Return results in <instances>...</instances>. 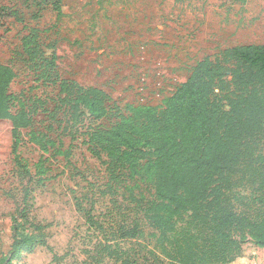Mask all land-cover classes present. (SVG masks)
<instances>
[{
  "label": "rangeland",
  "instance_id": "1",
  "mask_svg": "<svg viewBox=\"0 0 264 264\" xmlns=\"http://www.w3.org/2000/svg\"><path fill=\"white\" fill-rule=\"evenodd\" d=\"M61 5L65 16L58 20L51 8L0 0V64L17 74L10 92L27 110L38 108L18 147L32 174L45 180L32 191L30 219L48 226V246L22 252L12 264H87L103 234L119 237L121 228L136 221L148 235L153 232L143 219V206L154 198L148 176L129 173L114 183L106 158L91 154L84 135L67 157L71 137L64 132V110L55 113L59 85L40 81L23 52L21 41L31 28L42 31L45 46L53 45L47 56L56 54L62 79L104 90L127 117L148 107L162 109L201 60L238 45H264V0H61ZM12 143L11 122L0 120V258L11 249L12 217L28 183ZM244 253L238 262L264 264V248L252 240ZM55 256L63 258L54 261Z\"/></svg>",
  "mask_w": 264,
  "mask_h": 264
},
{
  "label": "trees",
  "instance_id": "2",
  "mask_svg": "<svg viewBox=\"0 0 264 264\" xmlns=\"http://www.w3.org/2000/svg\"><path fill=\"white\" fill-rule=\"evenodd\" d=\"M26 1L51 8L58 20L65 16L61 0ZM41 34L31 28L22 48L39 80L59 85L55 113L64 110V132L71 137L67 157L84 135L91 154L106 158L114 183L141 173L154 189L143 206L153 232L148 235L136 221L121 228L119 237L103 234L87 264H233L249 240L264 248V45H238L201 60L162 109L148 107L127 117L104 90L62 79L56 54L47 56L54 47L45 46ZM16 77L12 67L0 64V120L12 124V153L28 183L12 217L11 249L0 264L48 246V226L30 219L32 191L45 180H37L18 150L20 134L33 126L38 108L27 110L10 92ZM107 120L109 125L98 124Z\"/></svg>",
  "mask_w": 264,
  "mask_h": 264
},
{
  "label": "crops",
  "instance_id": "3",
  "mask_svg": "<svg viewBox=\"0 0 264 264\" xmlns=\"http://www.w3.org/2000/svg\"><path fill=\"white\" fill-rule=\"evenodd\" d=\"M244 254H245V253H243V255H244ZM237 260H238V259H237ZM237 260H236V261H237ZM240 260H241V259H240ZM236 261L234 262V263H236V264H245V262H244V263H243V262H238L239 260H238L237 262H236Z\"/></svg>",
  "mask_w": 264,
  "mask_h": 264
}]
</instances>
